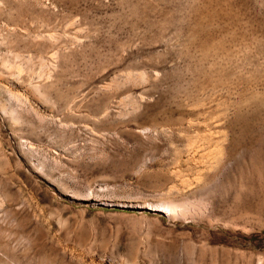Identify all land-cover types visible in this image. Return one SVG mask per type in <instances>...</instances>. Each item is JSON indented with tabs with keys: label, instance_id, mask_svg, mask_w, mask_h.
Here are the masks:
<instances>
[{
	"label": "rangeland",
	"instance_id": "374dc122",
	"mask_svg": "<svg viewBox=\"0 0 264 264\" xmlns=\"http://www.w3.org/2000/svg\"><path fill=\"white\" fill-rule=\"evenodd\" d=\"M19 64L53 108L29 101L40 122L0 88L25 119L15 135L44 164L18 165L0 117V264H264V142L252 119L235 126L236 160L207 190L186 191L196 213L133 206L166 194L175 167L192 171L172 130L190 107L264 89V0H0V72ZM127 72L148 81L100 93ZM133 99L141 107L116 116ZM153 124L171 131L138 133Z\"/></svg>",
	"mask_w": 264,
	"mask_h": 264
},
{
	"label": "bare ground",
	"instance_id": "6f19581e",
	"mask_svg": "<svg viewBox=\"0 0 264 264\" xmlns=\"http://www.w3.org/2000/svg\"><path fill=\"white\" fill-rule=\"evenodd\" d=\"M1 63L6 67L8 62L2 60ZM23 65H17L15 71L9 72V74H3L0 72V81L3 82H0V85H2L0 88H3V90L9 94V97H12L17 101L20 100V104H22L21 100L22 102L25 101L29 103V105V101H32L41 107L51 110L53 106L50 104L51 102L49 103L50 97L48 96L46 90H43L41 87L43 86L42 82H32L29 80L25 83L22 80V74L25 70V65ZM50 67L51 66H49V68ZM50 71L51 69L47 71V78L52 76ZM147 75L148 74L146 73L132 75L129 72L122 75L119 74L114 77V79L111 78V82L100 86L98 90H100V93L102 91V93L107 95L108 98H112L115 93L117 94L116 91L121 87L123 89L125 87L124 85L127 83L133 84L139 82L141 84L142 82L144 83L148 81L149 77ZM18 90L23 91L22 94H24H19L17 92ZM1 92L2 91L0 89V117L4 126L9 128L10 131H13L25 123V119L22 116L23 114L21 115L19 110L13 107L10 102L2 96ZM123 101L126 103V100ZM119 102L122 104V101ZM211 102L212 101L207 102L208 105L202 112L197 110L199 103H196V106L194 105L195 107H190L189 112L191 116L186 121H180L177 127L172 129L175 131L176 138L183 142V149L178 150L181 151L179 152L180 157L178 160L181 157L182 159L184 158V165H192V171H189L190 173L186 171L185 173L183 169H181L183 167L180 168V166L177 165V167L173 166L175 167L173 170L169 169V181L171 182V186L169 187L168 192L150 201L134 202L133 206L151 211H159L168 217L180 216L184 218L187 214L190 215L196 213V207L194 208L191 206L189 202L190 200L187 201L188 196H185L186 191L194 192L202 189L207 190L210 185L213 184V178L222 174L224 170L236 160L237 155L242 152L243 146L240 145L239 137L235 132V126L240 124V122L252 119L253 124H256L254 131L260 129V131L256 133L257 139L259 138L260 141L263 140L264 142V89L258 90L252 87H249L247 90L243 89L234 100L218 102L215 107L213 106V103L211 105ZM27 103L25 104L27 105ZM125 103L124 106L130 104L128 102L127 104ZM129 107L130 109L128 110L123 109L115 112L116 116H124V118L127 117L128 114L130 115L131 112L133 113L134 110L139 109L141 107V103L139 100L136 101V99H133V102ZM25 108L28 109L27 107ZM29 109L35 112L38 120L41 122L43 117L42 113H40L39 110L34 109L31 105ZM110 113V107L107 106L103 111V116H108ZM201 125L203 129L200 128ZM163 127L154 124L150 126H136L138 133L145 135L146 137L154 135L157 136L169 130V128ZM250 128L252 129V127ZM251 133L253 134V131ZM9 136L12 144V153L16 156L18 165L20 164L28 169L35 170L37 172L40 171L39 173H42L44 164L39 161H36L37 163L35 164L33 163L34 161L32 162L30 160L33 150L31 151L32 146L28 144L29 142L27 143V140L24 141L23 139L17 137L14 131L13 133L10 132ZM197 209L199 210V208ZM145 258L146 257L143 256L141 257L143 260ZM155 259V263L150 259L147 264H162L160 257ZM132 262V264H139L136 258L133 259ZM90 264L95 263L92 261Z\"/></svg>",
	"mask_w": 264,
	"mask_h": 264
}]
</instances>
